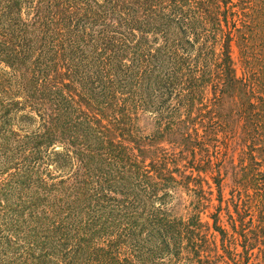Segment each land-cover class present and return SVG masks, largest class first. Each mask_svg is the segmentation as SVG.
<instances>
[{
	"label": "trees",
	"instance_id": "obj_1",
	"mask_svg": "<svg viewBox=\"0 0 264 264\" xmlns=\"http://www.w3.org/2000/svg\"><path fill=\"white\" fill-rule=\"evenodd\" d=\"M260 25L264 0H0V264H264V59L232 52Z\"/></svg>",
	"mask_w": 264,
	"mask_h": 264
},
{
	"label": "rangeland",
	"instance_id": "obj_2",
	"mask_svg": "<svg viewBox=\"0 0 264 264\" xmlns=\"http://www.w3.org/2000/svg\"><path fill=\"white\" fill-rule=\"evenodd\" d=\"M238 28H241V24H238ZM251 30H254V34H252L254 36L253 40L250 41L249 43V50L245 51L244 49H241V46L244 45V41H237L235 40L233 42V58H234V62L236 63V69H237V75L238 77H242L243 73L246 71L245 70V64H246V60L244 61L243 65L241 64L242 61V55L246 58H253L256 57V59L258 58V55L261 56L262 59H264V25H260V27H253ZM261 61H257V63L259 64V67L256 70L259 71L260 69L264 70V65L260 64ZM264 62V61H263ZM249 64L252 65V63ZM255 65V64H254ZM17 125V123H16ZM19 125V123H18ZM33 125H36V121L32 122V125H30L29 128H34ZM20 126V125H19ZM145 134H149L152 132V127H153V121L151 119L150 116H143L141 119V125H140ZM12 158V154L8 153L4 150L0 149V182H2V180L4 179L3 177H5V174L7 172V170L9 171V173H12L13 171L9 170V166H10V162H7V160ZM4 172V174H3ZM233 187V182L232 179L229 177L226 180H224L223 183V198L224 200H228L229 199V194L231 191V188ZM212 190L215 192L216 188L213 186ZM0 253L1 255L3 254H7V252H5L7 250L6 248V244L5 242V238H7V234H4L3 232V217L6 213L5 210H3V208L5 207L4 205V201H6V197L3 196V192L0 190ZM12 196V195H10ZM10 201H12V199H10ZM172 202V201H171ZM173 202L175 203L176 206V213L178 215H185L187 214V209L190 208V204L192 202V199L190 197V195L188 194H181L176 196V198L173 200ZM220 204L217 201V195L216 192L214 193L213 198L211 199V203L208 204V206H206V209L202 212L201 214V218L202 221L206 224H208L209 226H213L215 223V217L218 215L217 210L219 209ZM225 202L223 204V209L225 208ZM15 209V206L12 207ZM6 209V208H4ZM226 219L224 218V213H221V217H220V221H217L219 225L224 226ZM225 228H227L225 226ZM13 247V246H12ZM165 264H177L175 262H166Z\"/></svg>",
	"mask_w": 264,
	"mask_h": 264
}]
</instances>
